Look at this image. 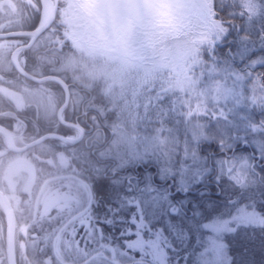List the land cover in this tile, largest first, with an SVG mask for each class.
<instances>
[{"label":"rangeland","instance_id":"1","mask_svg":"<svg viewBox=\"0 0 264 264\" xmlns=\"http://www.w3.org/2000/svg\"><path fill=\"white\" fill-rule=\"evenodd\" d=\"M235 1L247 8L249 6L252 11V0ZM39 2L38 19L42 9L41 0ZM18 7L17 0H0V13H5L4 17L10 16ZM57 9L58 17L67 23L73 44L69 51L60 50L62 55L57 66L69 77L71 86L64 77L55 73L67 82L68 96L65 98L64 87L57 79L62 87V101L59 104L37 86L23 91L7 89V94L16 103L31 98L42 112L56 113L59 118L61 103L66 100V111L77 112L81 97L85 95L84 89L88 91L85 86L98 78L104 94L97 92L91 101L87 94L83 105L87 109V105L94 103L93 109L98 110V119L92 117V120L98 126L99 135L93 141L100 146L96 149L99 156H109L107 160L102 157L98 159V175L101 178L97 177L101 184L113 183V199L119 206V214L126 217L123 225L129 226L127 229L121 227L120 233H131L127 236L126 246L120 247V252L127 253L126 249L131 247L133 260L126 263L128 258L119 254H115V258L122 260L120 264H168L170 261L162 231L163 227L167 230L172 223L169 217L172 211L175 212L177 224L190 221L197 233L195 250L196 247L198 249L194 250L192 261L186 264H219L226 254L225 238L243 229L245 224L257 223L262 219L261 213L248 206L239 195V192L242 196L253 193L260 180L264 179V133L260 131V124L253 119L255 111L264 105V71L259 75L257 69L253 70L262 60L258 56L251 58L241 69L232 66V56L226 57L217 52L218 57L208 55V50L203 51L205 44L210 40L217 41L227 28L220 18L215 17L212 0H57ZM248 35L247 31L242 32L240 37L244 40L241 39V42L247 41L245 38ZM16 41L21 40L0 37L1 65L8 62L7 48ZM250 47L251 44L243 42V46L236 49L235 56H243ZM16 57L19 62L22 60L20 51ZM144 75L146 84L157 83L154 88L168 86L157 93L153 88L149 93L145 85L139 89L130 83L141 81L139 77ZM145 90L147 94H144ZM101 96L108 100L107 104L117 103L122 107V118L116 116L114 110L102 106L104 110L98 109L97 105L103 101ZM137 99L138 103L135 104ZM65 105L60 109L63 118ZM93 109L84 113L93 115ZM106 117L109 125H105L109 127V132L103 125ZM20 125V121L14 120L12 127L7 126L12 131L15 145L25 142ZM77 132V127H74L68 134L75 135ZM5 140L8 144L6 137ZM77 145H68L69 152L75 154ZM27 146L17 149L19 152L14 154H22L26 156L25 159L9 160L3 170L7 194L17 218L15 234L16 231L25 233L27 220L46 216L52 208L58 209L70 198H74V206L69 213L79 209L86 200L79 186L73 195L45 188L37 196L39 182L35 181V164L26 152L39 159L36 152L53 148L48 143H42L27 151ZM220 150H225L226 154ZM88 156L91 160H97L91 152ZM112 158L119 166L132 164L109 174V169L104 170V163L113 165ZM43 159L58 170L62 154L57 151ZM214 180L223 181L224 188L234 187L230 197L221 195V199L214 201L211 195H197L193 204L187 199L189 194L184 192L195 187L197 181L202 185L199 191L204 186L208 191H219L217 183L216 186L210 184ZM105 200L106 209L111 212L114 208H109ZM187 203L194 216H188L182 210ZM104 215L102 218L107 220ZM105 222L102 227L93 223V233L98 235L103 232V227L109 225ZM70 225L58 240L61 252L66 255H87L89 251L85 249L94 248L77 239L78 230ZM172 230L176 231L177 227ZM45 233L44 240L49 232ZM18 242L19 237L15 236V250ZM98 258L92 263L113 264L99 255ZM0 261L5 262L1 242ZM174 264L185 262L175 261Z\"/></svg>","mask_w":264,"mask_h":264},{"label":"trees","instance_id":"2","mask_svg":"<svg viewBox=\"0 0 264 264\" xmlns=\"http://www.w3.org/2000/svg\"><path fill=\"white\" fill-rule=\"evenodd\" d=\"M17 1L19 7L18 9H16L17 11L11 12L10 16L4 17L6 14H3L2 12L0 13V29L3 30L10 28H31L38 22V14L40 8L39 0ZM252 1L253 8L252 11H250L249 6L247 8L242 5L239 1L212 0V7L215 17L220 18V21L226 24L227 28H225V30L219 36L217 41L210 40L207 44H205L203 46V51L208 50V55H214L218 57L220 55L217 52L221 53L223 56L226 57L232 56L230 61L232 66H239L241 67V69L243 68V65H245L246 61L258 56V58H260L262 61L259 62L255 67H253V70L257 69L259 75H261V73L264 71V0ZM244 31H247L249 35L248 38H245V40L247 41L243 42H247L248 45L251 44V47L246 53L242 54L243 56L236 57V49L239 46H243V42H241V39L244 40V38L240 36ZM47 32H49L50 34L46 35ZM4 37H14L18 38L21 41H16L10 47L7 48V55H9L8 62L5 65L0 64V123L4 124L5 126L12 127V122L14 120L20 121L21 125L19 127V130L21 136L23 137V139H25V141L34 138L45 131H55L64 134L72 132L74 130V126L64 123L57 117L56 113L46 114L45 111L42 112L39 105L33 99L27 98L20 103H16L7 94V89L14 91H23L26 89H30L31 86H37L43 92L52 96L54 100H56L57 104L62 101V87L56 79H34L23 74L13 65L10 59V50L19 42L26 41L28 35L13 34ZM71 45L73 44L68 34L67 23L65 20L58 17L57 9L53 20L42 31L38 33V35L31 44L24 46L21 49V65L27 71L35 74L57 73L64 77V79L67 80L68 84L71 86V80L69 79V77L64 73L62 69L57 67L60 63V57L62 55L61 51H69L70 49L68 48H70ZM97 79L98 78H95V80L93 81L94 83H92L93 85L89 86L88 93L85 92V95L89 94L92 99L97 96V92L99 93V95H101V89L99 88L100 81ZM107 103L108 100L105 101L104 98L103 101L99 102L100 105H97L99 106L98 109L104 110V108H107L108 110H114L116 112V116L120 115V118H122L124 114L122 107L119 106V104L117 105V103H115V105ZM87 106V110H92L94 103H90ZM101 106L104 108H102ZM78 109L79 107H77V112ZM93 111L95 110L93 109ZM103 112L104 111H102V113ZM255 113L256 115L253 117V119L254 121L260 124V131L264 133V105L262 107H259L258 110L255 111ZM73 114L74 111H72V113L66 111L65 105V108L63 110L64 117L68 119H73L71 117V115ZM99 119L102 118L100 117ZM104 119L106 121L103 122V125H109L108 118L106 117ZM82 123L84 124L86 129H90L92 119L87 118V123L85 124L84 121H82ZM106 130L109 132V127H106ZM42 143H48L52 146L53 150L39 153V151L36 149L38 151L36 152V155L38 154L41 157H39V159L30 156V153L26 152L28 153L27 155L36 166L37 179H35V181L37 182H40L46 174L56 172L55 167L52 166L51 163H46V160L43 159L44 157L51 154L54 155L57 151L62 152L67 150L69 152L68 145L78 144L79 141L63 140L57 136H46L41 140L27 146L26 149L27 151H32L33 148L40 146ZM16 152H19V150L11 148L6 143L3 133L0 131V187L5 192L8 191V186L6 185L5 179L3 178L4 165L9 160H12L14 158V154ZM220 152L226 154L225 150H220ZM256 164L258 163L256 162ZM42 175L44 176L42 177ZM97 176L100 177V175ZM213 179L214 178H211L210 180ZM260 182V184H258L257 182L258 188L256 191H253V193H250L246 196H242L241 192H239V195L242 200H246L248 206L256 209L261 213L262 219L257 223L245 224L244 226H242L243 229H238L236 232L232 233L231 235H228L225 238L226 254L224 256V259L219 264H264V179L262 181L260 180ZM54 183H56V181H54ZM97 183V223L100 224L101 227L105 221V223L109 224L107 227L104 226V229H102L106 233V235L111 236V241H113L114 243L115 253L128 258V261L126 262L128 263L133 260V257L130 255L131 247H129L128 250L124 248V250L126 249L127 253L122 254L120 252V250H122L120 249V247L122 245H124L122 247L126 246L127 236L131 235V233H120L121 227L127 229L129 228V226H124V223L126 222V217H123V215L119 214V206H117L116 200L113 199L114 185L113 183H106V185L101 184L99 179H97ZM215 183H217L216 185L218 186L219 191H217V189H211L208 191L205 186L202 187L203 189L201 191H199L198 189L202 185H200V182L197 181L194 185L195 187H193L188 192L184 193L189 194L187 199L191 201V203L195 201L197 195H201V197L211 195L215 201L216 199H221V195L224 197H230V193H233L232 190H234V187H222L223 181L210 182L211 185H215ZM175 193L182 194V192ZM101 199H106L105 201H108L107 206L111 209H114L109 212L106 209V204L104 200L102 201L103 204L101 203ZM216 202L218 205L219 202ZM102 209H104L103 212H101ZM182 210L188 216H194V211L192 212V209L188 203L186 204V207H184V209ZM177 211H179V209ZM103 215L107 216V220H104V218H102ZM174 216L175 212H169V217H171L172 223L169 227H167V230L163 227L162 231L165 237L164 241L166 243L168 261H170L168 264H174L175 261H182L186 264L188 262H191L193 259V253L195 250V245L197 243V240H195V235L197 237V233L196 230H193L194 225H191L190 221L184 220L177 224ZM31 219V221L27 220V222H25L26 225H28V229H24V234L16 231V237L18 236L19 239L21 237L24 243L26 244V249L23 251L22 246L18 243V247L16 250V257L18 258L23 256L25 257V255H28L29 253L31 254V249L29 247V244H31L30 242H38L44 240L43 234L45 232L43 224L48 221L47 216L44 215L42 218L40 216H36L35 218ZM157 222H160V220ZM33 225H35V227H32ZM173 227H177V230H172ZM0 230V242L1 245L4 246L5 253V218L1 205ZM197 249L198 248L196 247V250ZM0 264H5V262L0 261Z\"/></svg>","mask_w":264,"mask_h":264},{"label":"flooded vegetation","instance_id":"3","mask_svg":"<svg viewBox=\"0 0 264 264\" xmlns=\"http://www.w3.org/2000/svg\"><path fill=\"white\" fill-rule=\"evenodd\" d=\"M139 79H141V81L130 82V83H132V85H135L136 86V87L134 86L135 88H139V89H141L142 86L145 85V88L149 90V93L154 88V86L157 85L156 82L146 84L145 75L142 77L140 76ZM92 85L93 84H88L85 87L89 88V86ZM167 86L168 85H165L164 87L160 85L156 86L154 88V91L157 93L159 91L165 90ZM143 92L145 94L146 90ZM100 94H104L102 89L100 91ZM101 97H102L101 99H103V96ZM86 98L87 95L81 97L80 107H79L80 110L79 112H74V114L71 115L73 119L67 118L68 120L78 123L83 128L79 137L76 138L79 141L78 143L79 145H77L74 148L76 149L75 154L72 151L70 152H68L67 150L62 151L61 152L62 160L59 162V166H60L59 169L56 170V172L46 174L39 182L38 191H37V196L40 195V193L43 192L45 188L52 191L58 190L59 193L68 192L73 195L77 193V186H79V188H81L84 194L86 195V200L84 204L79 209L75 210L73 213H69V210L74 206L73 203L74 198L68 199V202L60 206L58 209L52 208L46 215L48 221L43 224L44 232L47 233L49 232L48 234L49 238L46 237V240H42L38 242L37 241L32 243L30 242L31 244H29V247L31 246L30 248L31 254L29 253L28 255H25V257L23 256L20 258L15 257L17 264H93L92 263L93 261L97 259L99 260L98 255L104 261L111 260L113 264H120L122 262V260L115 258L116 253L114 250V246L112 245L113 241H111L112 239L111 236L106 235L104 231L98 233V235L96 234V232L93 233V231L95 230V226L93 223H95L96 226L98 227L97 215H96L97 207H98V203H97L98 194L96 192L98 188V185H96L98 179L97 178L98 169H99L98 159L102 157L101 159L107 160L109 156L107 155L99 156L97 153L96 149L99 148L100 146L95 144L96 142L93 141V139L94 138L97 139V136L99 135L98 126L94 124L92 120L91 128L86 129L84 124L82 123V121H84V123L86 124L87 118L92 119V117H96L98 119V112L95 109L93 115L84 113L85 111H87V109L83 108L85 102L84 100ZM129 98L132 99V96H129ZM89 99L91 101L94 98L92 99L91 97H89ZM134 103L137 104L138 99L135 100ZM70 125L74 126L75 128L77 127L76 125L73 124ZM89 152H91L93 156L97 158V160L96 159L91 160L90 157L88 156ZM18 156H14L13 159L15 161L23 160L26 157L22 154H19ZM78 156L81 158V160H79ZM114 161H115L114 158H112L113 165L107 162L104 163L105 172L107 169H109V174H114L120 168L122 169L127 168L130 167L132 164V163H125L119 166L115 164ZM31 162L34 165V162L33 161ZM137 162L138 161H135L134 163ZM34 168L36 169L35 166ZM54 181H56V183H52ZM55 185H57L58 187L57 186L55 187ZM70 224L74 226L76 231L78 230L77 233L79 236H77V239L83 240V243H85L87 246L94 248L91 250L85 249V251L87 252L89 251L87 255H73V254L66 255L64 252L63 253L61 252L60 246L58 245V240L60 238L61 233L65 232L66 229L69 226H71ZM24 225L26 226V228L28 227V225L26 224ZM45 234L46 233H44L43 236ZM18 243L19 245L22 246V250L24 251L26 249V245L24 241L22 239L21 240L19 239ZM5 264H7L6 256H5Z\"/></svg>","mask_w":264,"mask_h":264},{"label":"water","instance_id":"4","mask_svg":"<svg viewBox=\"0 0 264 264\" xmlns=\"http://www.w3.org/2000/svg\"><path fill=\"white\" fill-rule=\"evenodd\" d=\"M56 6H57V0H52V5L50 7L49 12L44 17H39L38 22L33 27L31 28H10V29H5V30H0V37L12 35V34H28L29 35L28 39L25 42L17 44L11 51L10 59L13 65L20 72L34 79H43L47 77L57 79L58 81H60V83L64 87L65 95H66L65 98H66L68 96V85H67V82L62 79V77H60L59 75L55 73L32 74L28 72L26 69H24L18 62H16V59L14 58L15 51L22 48L23 46H27L31 44L33 40L35 39V37L37 36V34L40 31H42L52 21L55 10H56ZM65 102L66 100H64L61 103L59 110H58V116L62 121L68 122L78 127V132L75 135L47 131V132H43L39 134L38 136L30 140L25 141L24 143L20 145H15L14 143L9 141V137L5 131V129H8L7 126L0 123V131L5 135L10 147L14 149L23 148L29 144H32L34 142L41 140L42 138L46 136H57L63 140H74L79 137L83 128L78 123L65 119L61 116L60 109L65 104ZM0 205L2 206V209L4 212V218H5V254H6L7 264H17L16 259H15V253H14V238H13L14 236V209H13V205L11 203L10 198L8 197L6 192L1 187H0Z\"/></svg>","mask_w":264,"mask_h":264},{"label":"bare ground","instance_id":"5","mask_svg":"<svg viewBox=\"0 0 264 264\" xmlns=\"http://www.w3.org/2000/svg\"><path fill=\"white\" fill-rule=\"evenodd\" d=\"M41 4H42V9H41V14H40V17H44L48 12H49V10H50V7H51V5H52V0H41ZM56 11H57V6H56V10H55V13H54V16H55V14H56ZM39 20V19H38ZM13 35V34H12ZM28 35V34H27ZM38 35V34H37ZM9 36V35H8ZM4 37V36H3ZM28 37H29V35H28ZM28 39V38H27ZM25 42V41H24ZM19 43H22V42H19ZM18 43V44H19ZM17 45V44H16ZM15 45V46H16ZM14 46V47H15ZM13 47V48H14ZM24 47V46H23ZM22 47V48H23ZM12 48V49H13ZM22 48H20V49H18L17 51H15L14 52V58L16 59V62H18L20 65H21V62H19V60L17 59V57H16V54L18 53V51H21V49ZM11 49V50H12ZM53 50H55V49H53ZM52 51V50H51ZM54 52V51H53ZM66 52V51H65ZM48 54V53H47ZM67 54V53H66ZM51 59V58H50ZM47 61V60H46ZM53 62V61H52ZM22 66V65H21ZM29 72V71H28ZM31 73V72H30ZM32 74H35V73H32ZM47 74V73H46ZM69 85V84H68ZM81 87V86H80ZM85 88V87H84ZM89 89V88H88ZM92 89V88H91ZM91 89H90V91H91ZM82 90V89H81ZM87 90V89H86ZM85 89H84V92H88V91H86ZM83 91V90H82ZM70 92V91H69ZM87 95V94H86ZM5 131H6V133H7V135H8V137H9V141L10 142H12V143H14V141H13V137H12V131L10 130V129H5ZM7 142H8V140H7ZM10 146V145H9ZM138 165H140L139 163H138ZM210 181V180H209ZM188 190V189H187ZM6 194H7V192H6ZM8 195V194H7ZM9 197V196H8ZM12 203V202H11ZM14 209V208H13ZM16 216H15V212H14V236H13V238H14V253H15V257H16V250H15V225H16ZM5 256H6V254H5Z\"/></svg>","mask_w":264,"mask_h":264}]
</instances>
